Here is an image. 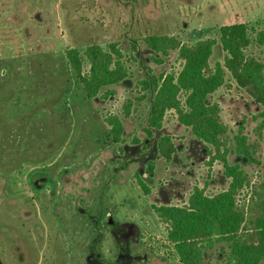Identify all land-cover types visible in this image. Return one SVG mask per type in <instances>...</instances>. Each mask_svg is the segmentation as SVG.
I'll list each match as a JSON object with an SVG mask.
<instances>
[{
	"label": "rangeland",
	"instance_id": "374dc122",
	"mask_svg": "<svg viewBox=\"0 0 264 264\" xmlns=\"http://www.w3.org/2000/svg\"><path fill=\"white\" fill-rule=\"evenodd\" d=\"M234 23L254 29L246 54L264 63L256 39L264 0H0V264H180L153 206L184 205L196 187L215 195L229 179L174 111L148 137L154 90L141 81L181 65L177 52L162 58L143 39L166 34L193 43ZM92 40L120 42L130 70L107 99H87L68 71L66 48ZM223 59L215 46L211 64ZM130 99L123 141L113 144L105 118L123 117ZM212 102L232 134L242 127L254 145L256 161L230 155L229 162L255 182L264 174L263 107L230 74ZM160 135L173 138L171 161L159 155ZM41 170L44 185L31 180ZM218 255L211 251L203 264H221Z\"/></svg>",
	"mask_w": 264,
	"mask_h": 264
},
{
	"label": "trees",
	"instance_id": "16d2710c",
	"mask_svg": "<svg viewBox=\"0 0 264 264\" xmlns=\"http://www.w3.org/2000/svg\"><path fill=\"white\" fill-rule=\"evenodd\" d=\"M253 30L248 23H234L220 26L216 30L217 38H202L193 43L166 34L143 39L146 48L162 58L177 52L181 65L179 70L141 81L143 90L150 87L154 90L146 127L148 137L153 130L161 129L167 112L174 111L178 121L209 146L210 163H222L224 175L229 179L228 188L215 195L196 187L184 205L153 206L165 228V244L170 255L180 264H203L213 250L218 252L221 264H264V174L254 182L241 163L229 162L230 155L240 157L245 164L256 161L254 145L249 143L242 127L232 134L231 128L221 120L217 102L208 103V98L226 84L230 74L237 86L263 107L260 115L264 117V63L246 54L253 43ZM256 39L263 45L264 33H258ZM217 45L224 52V59L212 65ZM132 47L137 48L134 44ZM64 55L68 71L89 100L113 96L112 87L125 82L130 75L126 55L117 41L75 44L66 48ZM162 58L152 57L158 64L163 63ZM132 104L131 99L124 104L123 117L110 114L105 118L109 125L106 137L111 143L123 141V118L130 116ZM157 148L166 161H171L177 150L169 135H160ZM152 171L153 163H150L148 172ZM41 172L45 171L36 173ZM135 177L145 195H149L148 184L140 175Z\"/></svg>",
	"mask_w": 264,
	"mask_h": 264
},
{
	"label": "flooded vegetation",
	"instance_id": "af4514ba",
	"mask_svg": "<svg viewBox=\"0 0 264 264\" xmlns=\"http://www.w3.org/2000/svg\"><path fill=\"white\" fill-rule=\"evenodd\" d=\"M44 177V174L41 172V173H35L32 175V182H34L35 184H41V185H44V182H45V177Z\"/></svg>",
	"mask_w": 264,
	"mask_h": 264
}]
</instances>
